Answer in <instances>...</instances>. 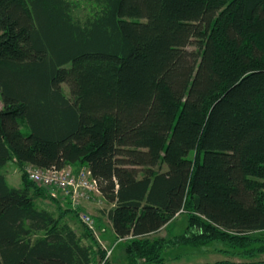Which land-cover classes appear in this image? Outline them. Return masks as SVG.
I'll return each mask as SVG.
<instances>
[{
  "label": "trees",
  "instance_id": "obj_1",
  "mask_svg": "<svg viewBox=\"0 0 264 264\" xmlns=\"http://www.w3.org/2000/svg\"><path fill=\"white\" fill-rule=\"evenodd\" d=\"M0 101V264L105 259L28 165L90 169L126 264H264V0H0Z\"/></svg>",
  "mask_w": 264,
  "mask_h": 264
},
{
  "label": "rangeland",
  "instance_id": "obj_2",
  "mask_svg": "<svg viewBox=\"0 0 264 264\" xmlns=\"http://www.w3.org/2000/svg\"><path fill=\"white\" fill-rule=\"evenodd\" d=\"M66 92H69L68 86H64ZM0 108H2V103L0 101ZM23 133L28 134L29 129L23 127ZM25 171V169H24ZM1 173L5 176L6 181L10 187L21 189L23 188V172L19 166L10 161L5 168L1 170ZM32 182V181H31ZM34 183V182H33ZM36 186L44 190V198L36 199V203L43 208L52 211L56 216L66 212L67 221L70 222L78 231L82 229L84 232L91 234L92 238L99 244V239L103 241L104 244L107 243L110 247L115 246L113 250L112 259L116 264H126V252H125V242L116 241V237L108 236L109 223L104 212L107 211L108 206L101 199V196H96L95 199L82 202L80 207L74 208L67 197L60 190H50L42 185L35 183ZM84 203L90 204L92 211L88 209L89 206L84 208ZM81 212L91 216L96 224L97 220H100L97 224V234L91 230L87 225L82 222ZM177 230L182 232L188 227V219L186 217H181L176 221ZM162 236H166L165 231L161 233ZM224 245L220 242H215L205 248L194 249L190 247H182L171 250L165 256L166 262L164 264H212L218 261L229 259L227 256L216 252L217 250L224 249ZM101 250H105L101 247ZM264 260V255H259L257 260ZM236 261H244L241 259H236ZM108 262V261H107ZM102 264V262H99Z\"/></svg>",
  "mask_w": 264,
  "mask_h": 264
},
{
  "label": "built area",
  "instance_id": "obj_3",
  "mask_svg": "<svg viewBox=\"0 0 264 264\" xmlns=\"http://www.w3.org/2000/svg\"><path fill=\"white\" fill-rule=\"evenodd\" d=\"M25 173L30 181L42 185L47 189L63 192L74 208L80 207L82 202L93 200L96 196H101L99 183L87 167L75 171L71 166L62 169L56 167L41 169L28 165L25 167ZM81 219L85 225L97 234L99 239L95 220L82 212ZM99 245L106 253L105 259L102 262V264H105L112 257L113 247L104 244L100 239Z\"/></svg>",
  "mask_w": 264,
  "mask_h": 264
},
{
  "label": "crops",
  "instance_id": "obj_4",
  "mask_svg": "<svg viewBox=\"0 0 264 264\" xmlns=\"http://www.w3.org/2000/svg\"><path fill=\"white\" fill-rule=\"evenodd\" d=\"M15 163V162H14ZM5 168V167H4ZM101 199L105 202V200H104V198L101 196ZM106 203V202H105ZM90 204H87V203H84V208L85 207H87V206H89ZM106 205L108 206V208H107V211L106 212H104V214H105V216L107 217V219H108V211H109V209L111 208V206H109L107 203H106ZM86 209V208H85ZM88 209L90 210V211H92V209H91V207L89 206L88 207ZM100 222V220H97V224L98 225H100L99 224V222ZM108 223H109V229H108V236H112L113 235V237H116L115 236V233H114V231H113V228H112V225H111V222H110V220L108 219ZM119 241H123L124 242V240H119ZM108 244V243H107ZM109 245V244H108ZM110 246V245H109ZM113 247V250H114V247L115 246H112ZM113 255V254H112ZM112 258V257H111ZM110 258V259H111Z\"/></svg>",
  "mask_w": 264,
  "mask_h": 264
}]
</instances>
